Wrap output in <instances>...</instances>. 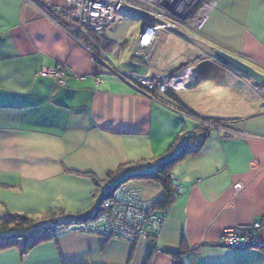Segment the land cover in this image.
Masks as SVG:
<instances>
[{"label": "crops", "instance_id": "crops-1", "mask_svg": "<svg viewBox=\"0 0 264 264\" xmlns=\"http://www.w3.org/2000/svg\"><path fill=\"white\" fill-rule=\"evenodd\" d=\"M216 1L194 40L174 31L185 38L176 39V58L204 57L195 65L193 93L209 80L202 96L217 98L218 90L219 106L234 111L213 113L181 92L177 97L197 117L223 121L230 133H211L196 155L173 165L176 198L159 234L154 241L141 236L129 243L81 233L66 222L95 211L93 178L101 184L108 172L165 155L197 122L174 114L169 97L157 102L106 75L85 45L43 8L57 13L64 0H0V217L27 215L38 220L37 227L54 226V236H32L34 246L25 253L18 246L0 249V264H145L149 255L148 264H264V96L248 97L261 94L264 84L257 86L214 55L225 51L264 75V0ZM177 63L153 65L170 72ZM58 64L68 72L63 85L38 74ZM135 179L129 185L143 197L162 198L156 182ZM253 222L261 223L258 246L219 244L225 229Z\"/></svg>", "mask_w": 264, "mask_h": 264}, {"label": "built area", "instance_id": "built-area-1", "mask_svg": "<svg viewBox=\"0 0 264 264\" xmlns=\"http://www.w3.org/2000/svg\"><path fill=\"white\" fill-rule=\"evenodd\" d=\"M68 20L75 24V30L83 32H101L109 26L116 25L124 20L126 13L140 17L146 21L138 33V37L131 53L130 64L135 67L141 66L143 72L122 71L105 52L98 56L86 47L92 57L101 64L102 70H107L127 82L136 92L145 95L157 102L159 97L165 96L168 91L174 94L190 89L195 85V65L191 62L173 71L152 72L150 60L154 45L166 39L169 30L179 31L192 36L190 31H199L204 25L208 14L215 6L214 0H64ZM194 22L190 30L185 23ZM62 26V25H61ZM64 27V26H63ZM142 27V28H143ZM64 29L72 35V31ZM164 36L165 38H163ZM193 37V36H192ZM164 41V40H163ZM141 56L139 64H133L132 57ZM148 57V59H147ZM151 66H150V65ZM42 77H50L57 84L63 85L67 76V69L64 65L58 64L53 67H43L38 71ZM95 77V82H100ZM161 103V102H160ZM177 111L182 117L195 119L198 125L204 127L195 134L183 133L177 141L176 151L185 146L195 145V136L210 135L216 133L227 136L229 130L217 123L191 115L186 111ZM162 159L158 158L144 167L143 172H154ZM120 179L125 180L124 173ZM117 179L108 183L107 187L101 190L96 197V208L98 216L90 221L74 223L69 228L88 234H97L105 238H113L129 243L135 242L138 237L152 236L159 234L164 225L169 208L158 209L157 198H144L139 190L130 187L129 180L118 184L110 196L106 194ZM239 188L240 184H235ZM261 228L260 222L240 224L225 229L221 235L219 244L232 249H246L258 246L255 232ZM264 249V246H263Z\"/></svg>", "mask_w": 264, "mask_h": 264}, {"label": "trees", "instance_id": "trees-1", "mask_svg": "<svg viewBox=\"0 0 264 264\" xmlns=\"http://www.w3.org/2000/svg\"><path fill=\"white\" fill-rule=\"evenodd\" d=\"M43 8L47 12V14H49L51 16L52 19L59 22V24H61L65 28L71 30L72 36L77 38L78 40H80L94 54H96L98 56L101 55V52H105L107 54L106 48L108 49L109 47H111L113 45V42H111L105 38V36H104L105 30H103L101 32L88 31L86 33V32L80 31V30H75V28H73V27H75V24H73V22H69L68 24L63 22L56 14L62 16L63 18L68 19V11H66V9H61L59 12L56 13L48 7H43ZM136 57L141 58V60H142L141 56H136ZM96 63L99 65L100 69L102 70L101 64L98 61H96ZM135 66H137V65H135ZM67 74H68V72H67ZM165 97H169V100H172L173 102H175L176 107H174V108L178 109L179 111H186L191 115H195V116L197 115L193 111L187 109L186 106L180 102L177 95L172 93L171 91H168L166 93ZM162 101L164 102L165 100H162ZM165 103H167V102H165ZM200 118H202L203 120L213 122V123L224 125L223 121H221L220 119H210V118L208 119V118H204L202 116H200ZM203 129H204V127L197 124L196 130L189 131L186 133L195 134L199 130L201 131ZM182 134L183 133H181L177 137L172 148L169 151H167V153L165 155L158 157V158L162 159V162L158 164V166L154 172H147V173L143 172L140 174H136L135 176H130L129 178H125V180L120 179L119 177H122V175L125 173L124 170H126V169L119 168L118 170H116L114 172H108L107 178L104 181V183L102 182L100 184L96 179L93 178L95 185L98 186L97 187L98 190H97L96 194L98 195L99 192H101V190L106 188L108 183H110L114 179H117V182L114 183L110 188H108L107 193L102 194V197L104 195L110 196L113 193V191L116 189L118 184H121V183L128 181L130 179H133V178H144V179H149V180L156 182L163 190L164 194H163L162 198L158 199V202L156 205L157 208L161 209V210L169 208L170 205L174 202V200L176 198L175 190L173 188L172 179H171V169H172L173 165L175 163L179 162L180 160H182L183 158H185L186 156L196 155L199 152V150L201 149L206 137L208 136V135H201L199 137L195 136L193 138L195 140V145L193 147L185 146L184 148L180 149L179 151H176V145H177L176 143ZM158 158H156V159H158ZM156 159L148 161L147 163H144L142 166L145 167L146 165L155 161ZM98 210L99 209L96 208L95 211L91 214L89 213V214L82 216V217H79V218H70L66 222V225L69 227L70 225H72L74 223L93 220L98 216V214H99ZM58 211L61 212L60 209H57V208H53L52 210H50V212H58ZM36 223H35V219L33 217H30L27 215H18V214H11V213L8 214L7 213V214H4L3 216H1L0 217V249L5 248V247L18 246L21 248L22 253H25L27 250H29L30 248H32L34 246V242L31 240L32 236H35L36 234H40V233H42V238H46L49 235L54 236V234H53L54 226L37 227ZM30 228H34L33 232L30 235L29 234L25 235L22 233V231H25V230L30 229ZM146 237H150L152 239V241H154V238H152V236H146ZM170 253H172V252H170ZM149 259H150V255L147 257L145 264H148Z\"/></svg>", "mask_w": 264, "mask_h": 264}, {"label": "rangeland", "instance_id": "rangeland-1", "mask_svg": "<svg viewBox=\"0 0 264 264\" xmlns=\"http://www.w3.org/2000/svg\"><path fill=\"white\" fill-rule=\"evenodd\" d=\"M214 1H215V6L210 11V13L216 9L217 1L216 0H214ZM209 14H208V16H209ZM66 21H68V20L66 19ZM145 23H146V21L144 19H142L140 17H137L135 15H132V14L126 13L124 15V20L122 22H120V23H118L116 25H113V26H109L104 31L105 38L107 40L113 42V45L111 47H109L108 49L106 48L107 55L112 60V62L115 63V65L117 66L118 69H120L122 71H126V70H129V69L135 68L134 66H132L130 64L129 57H130L131 53L134 50L136 36L140 32V30L142 29V27H143V25ZM185 24H186V27H188L191 30L193 28L192 26L194 25V22L190 21V23H188V24L185 23ZM176 32H178V31H176ZM176 32L169 30L168 31V36L166 37V39H163L164 41L160 40L161 42H159L158 44L154 45L152 54L150 55L149 59L147 57L148 62L150 60V64L152 65L151 66L149 64L151 66L152 72H155V73L159 72L158 70H156V67L153 65V63L154 62H158V61H162V60H164L165 62L169 61L172 64L171 67L174 66L178 62L177 65L173 68V70L181 67L183 65V63H186V62H191V64L194 63V65H196V63L201 61L202 59L205 60L204 57L199 55V56H194L193 58H183L179 62L178 59L176 58V54H177V52L179 50V48H178V46L176 44L179 41L176 40V39H177V37L181 38L182 36H180V34L178 35ZM197 32L198 31H196V32L190 31V33H191V35L193 37L189 36V35H186V34H183L182 32H180V33L183 34L186 37V39H188L189 41H192V40H194L197 37ZM162 37L165 38L164 36H162ZM181 39L184 40L185 38L182 37ZM165 45H166V48L162 49V47H164ZM174 57L176 59H174ZM138 60L139 59L137 57H132V61L131 62L133 64H139ZM173 70H171V71H173ZM103 71L106 73V75L113 76L107 70H103ZM163 73H167V72L163 71ZM210 84H211V81H209V80L203 81L201 83V85H200V88H201V86H203V87L201 88L199 93H193V89L192 88L184 89V90H182L180 92H181L182 96H184L186 98H189L192 102H197L198 101L199 106L205 107L210 112H213V113L214 112L215 113L222 112V111L224 112V111L228 110L229 108H230V110L234 111L233 110L234 106H232V105H230L229 107L219 106V104L215 100L217 98H220L221 92L218 91V90H214L213 91V96H216L217 98L211 97L209 99H206L205 97L202 96V94L207 93L209 91L207 88L209 86H211ZM255 92L257 93V91H255ZM260 93L262 95L257 93L259 96L255 94V95L248 96V97H250L252 100H255V101L258 100L257 97H259V99H262L261 97L264 96V88L261 90ZM161 105L167 107L168 109L171 108V107L169 108V106L167 104H161ZM170 110L174 114H176L177 116H179V117L181 116L177 111L174 110L175 111L174 112L173 108H171ZM192 120H195V119H192ZM130 181L132 183H134L136 181V179L133 178ZM135 190H137V189H135ZM150 191L151 190H149V189L145 190V192H150ZM144 198L147 199L149 197H144ZM37 221L38 220L35 219V223Z\"/></svg>", "mask_w": 264, "mask_h": 264}, {"label": "water", "instance_id": "water-1", "mask_svg": "<svg viewBox=\"0 0 264 264\" xmlns=\"http://www.w3.org/2000/svg\"><path fill=\"white\" fill-rule=\"evenodd\" d=\"M144 29L145 28L143 27L141 33L144 32ZM214 55L220 61L229 64L234 68L240 70L241 72L245 73L246 75L250 76L257 86H262L264 84V75L259 71L255 70L250 65L244 63L238 57L230 55L225 51H221L218 49L214 50ZM143 171H144V167L142 165L130 167L125 171L126 178H129L130 176H135L136 174L143 173Z\"/></svg>", "mask_w": 264, "mask_h": 264}]
</instances>
